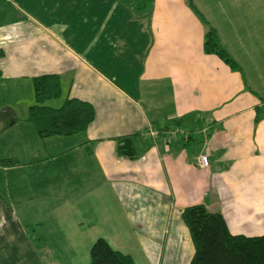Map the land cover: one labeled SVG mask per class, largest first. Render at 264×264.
Here are the masks:
<instances>
[{
    "label": "crops",
    "instance_id": "1",
    "mask_svg": "<svg viewBox=\"0 0 264 264\" xmlns=\"http://www.w3.org/2000/svg\"><path fill=\"white\" fill-rule=\"evenodd\" d=\"M93 4L0 0L7 94L0 109L33 78L57 75L62 101L81 100L95 112L85 131L43 139L26 121L28 98L26 115L0 121V161H17L0 172H29L18 188L6 182V189L15 186L6 199L0 195V236L10 239L0 257L16 245L35 257L41 245L47 255L40 234L47 227L31 233L30 221L15 213L26 194L34 207L46 208L47 199L58 210L68 204L70 216L87 224L86 235L104 238L135 264H189L194 248L180 215L192 205L221 214L233 235H264V0H230L220 17L196 8L238 70L204 53L206 27L186 0H102L101 10ZM176 129L188 135H149ZM131 136L136 158L117 156L116 140ZM59 233L60 225L50 234Z\"/></svg>",
    "mask_w": 264,
    "mask_h": 264
},
{
    "label": "trees",
    "instance_id": "2",
    "mask_svg": "<svg viewBox=\"0 0 264 264\" xmlns=\"http://www.w3.org/2000/svg\"><path fill=\"white\" fill-rule=\"evenodd\" d=\"M193 11L206 27L204 53L216 55L231 70H238L239 65L221 43L216 29L210 26L196 9ZM32 87L34 102L28 108L26 121L32 125L38 137L43 139L74 135L85 131L93 122L95 112L87 102L65 98L57 108L45 105V102L61 97V83L57 75L35 77L32 79ZM9 111L10 109L0 112V119L9 116L12 123L17 118L12 117ZM135 149L133 136L116 140L115 152L119 157L136 158ZM16 162L15 159H3L0 165L12 167ZM180 216L189 231L194 248L189 264H264V235H233L229 232L223 216L208 212L202 204L185 207ZM88 264L135 262L130 255L114 250L104 238H97L89 248Z\"/></svg>",
    "mask_w": 264,
    "mask_h": 264
},
{
    "label": "rangeland",
    "instance_id": "3",
    "mask_svg": "<svg viewBox=\"0 0 264 264\" xmlns=\"http://www.w3.org/2000/svg\"><path fill=\"white\" fill-rule=\"evenodd\" d=\"M186 2L193 9L198 8V6H199L198 9H204L210 14V17L214 15L220 17V15L222 14L221 12L222 8L228 10L230 6L229 5L230 0H186ZM93 7L101 10L102 0H94ZM201 17L204 20H206L205 19L206 16L204 17L203 15H201ZM205 31H206V28H205ZM4 88H6L5 83H2L0 81V100L6 99L7 94ZM7 93H8V90H7ZM27 98H28V104L30 102L32 104L33 103L32 87L29 90H24V94L17 97L16 100L7 99L9 100V104H11V106L13 105L11 101L15 102L13 107L17 108L14 110V112H12V110L9 111V113L11 112L12 117L14 116L18 117V116H22L23 114L25 115L27 114L26 108L25 107L23 108V104H27ZM61 102H62V98L57 99V100L47 101L45 102V105L53 107V108H57L61 105ZM9 104L3 105V108L0 109V112L9 110V108H7L8 106H10ZM0 106H1V102H0ZM0 121L10 124L12 119L9 116H5L2 119H0ZM28 125L32 127V125L29 122H28ZM34 141L35 140H33V144H34ZM18 171L19 172L17 174L9 173L8 176H4V173L0 172V195L4 199H6V196H9L8 194L10 193L9 192L10 188L11 190L14 189L15 186H17L18 188L20 184L19 185L17 184L19 182L25 181L27 177L29 178L28 176L29 172L27 171L26 168H22L21 170H18ZM12 175H18V176H12ZM12 180H14L13 182L15 186L12 187L11 182H9L8 184L9 187L6 189V186H5L6 182L12 181ZM29 183H27V181L25 182V184H29ZM20 194L21 192H18L19 196ZM30 196L31 194H26L24 198L25 200L21 199L22 200L21 203H24V204H16L15 205L16 207L14 208V210H15V213L20 218L18 221L26 222L27 224H28L27 221H30V224H29L30 232L32 231L34 234H37V231H38L37 229H39L42 226L47 227V229H44V230L42 229L40 231V234L46 233L45 240H42V245L44 246V249H46L45 251L47 255L45 256L42 255L43 251L41 250V245H39V256L36 255V257L32 255H28V253H26L22 245L20 246L16 245L12 252L8 253L2 258L0 257L2 259L0 260V264H41V262L44 259H45L44 264H88L89 263V248H90L89 246H91L92 243L98 237L96 235H91L89 231L86 235L85 225L87 224L85 222H83L82 224L77 223L76 221L78 218V214L76 213H72V215L70 216L69 214L70 209H69L68 204L63 206V208H61L62 210L61 209L58 210V208L49 206L51 199H47L46 208L34 207L32 206L34 205V202L33 203L31 202ZM53 221L56 222L55 226L53 225ZM36 223H39L42 225H38ZM58 225H60V233L57 234L56 236L54 234H50L56 231V229L58 228ZM93 225L97 228L103 229L102 224H98L97 222H94ZM70 236L75 237V239H73L74 241H71V240H68L66 242L61 241V240H66ZM5 241L7 242L10 241L9 236L7 235L0 236V246ZM57 242H59L60 244L59 247L57 246ZM123 242H126V241L123 240L122 243ZM33 243L36 244V241H33ZM38 260H40V263H38Z\"/></svg>",
    "mask_w": 264,
    "mask_h": 264
},
{
    "label": "built area",
    "instance_id": "4",
    "mask_svg": "<svg viewBox=\"0 0 264 264\" xmlns=\"http://www.w3.org/2000/svg\"><path fill=\"white\" fill-rule=\"evenodd\" d=\"M160 134L167 141H172L173 139H175L177 137V135H182L184 137H186V135H188V133H186L185 131H183L181 129H176V130H173V131H163V132H160V133L158 131H150L149 132V135L151 137H157ZM198 163L201 166H203V167H207L209 165L208 156L207 155H201L198 158Z\"/></svg>",
    "mask_w": 264,
    "mask_h": 264
}]
</instances>
